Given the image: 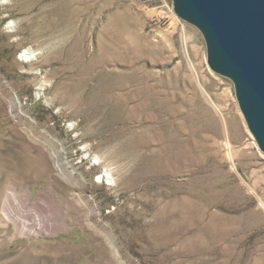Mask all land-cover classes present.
I'll return each instance as SVG.
<instances>
[{"label":"rangeland","instance_id":"rangeland-1","mask_svg":"<svg viewBox=\"0 0 264 264\" xmlns=\"http://www.w3.org/2000/svg\"><path fill=\"white\" fill-rule=\"evenodd\" d=\"M173 10L0 0V264H264V152Z\"/></svg>","mask_w":264,"mask_h":264},{"label":"water","instance_id":"water-1","mask_svg":"<svg viewBox=\"0 0 264 264\" xmlns=\"http://www.w3.org/2000/svg\"><path fill=\"white\" fill-rule=\"evenodd\" d=\"M179 18L196 26L210 68L233 81L238 105L264 152V0H173Z\"/></svg>","mask_w":264,"mask_h":264},{"label":"bare ground","instance_id":"bare-ground-1","mask_svg":"<svg viewBox=\"0 0 264 264\" xmlns=\"http://www.w3.org/2000/svg\"><path fill=\"white\" fill-rule=\"evenodd\" d=\"M59 161V166L61 167V170L65 167L63 162H61V159L58 160Z\"/></svg>","mask_w":264,"mask_h":264}]
</instances>
